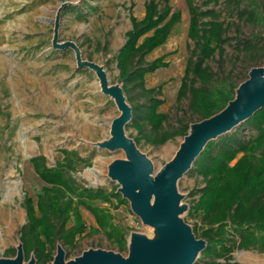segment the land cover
Wrapping results in <instances>:
<instances>
[{
	"label": "rangeland",
	"instance_id": "1",
	"mask_svg": "<svg viewBox=\"0 0 264 264\" xmlns=\"http://www.w3.org/2000/svg\"><path fill=\"white\" fill-rule=\"evenodd\" d=\"M149 1L0 0V258H9L5 254L17 247L20 230L28 219V207L34 222L40 221L39 194L45 195L46 189L49 195L55 194L54 187L41 177L42 166L60 169L64 151H75L87 162H77L69 171L73 181L85 188H103L109 193L118 185L107 176L108 166L115 160L125 159L121 150L108 151L94 146L110 138L112 119L119 112L114 102L100 93L98 79L93 72H77L71 50L51 47L58 9L64 5L59 13L58 43L74 42L83 59L104 68L110 84L122 86L116 57L132 28L130 17L138 21L143 19L145 5ZM154 1L160 3L161 0ZM224 1L219 0V4ZM252 1L248 0L253 4ZM91 5L97 7L95 12L87 10ZM169 5L172 11L179 13V21L173 25L166 40L144 57L145 66L156 60L164 64L147 73L144 83L147 89L160 88L157 97L162 104L158 112L167 114L164 129L168 131L179 126V119L190 122L189 125L194 123L187 110V102L184 101L181 107L176 104V94L189 54L188 45L192 47L187 39L189 15L186 0H169ZM68 7H79L84 18L78 19L76 11L66 12ZM222 17L227 21L231 19L225 12ZM252 32L264 37V28L245 24L241 25L239 33L232 28L230 36L243 39ZM151 33L143 35L138 43ZM225 54L223 70L219 68L217 57L211 60V67L224 74L230 72L231 79L239 81L246 58L236 57V52L229 46ZM138 101L142 103L145 100L141 97ZM124 133L132 140L137 137V131L132 127L124 128ZM249 133L246 132L247 135ZM182 141L183 138L177 136L157 146L142 139L135 144L152 163L155 175L173 159ZM240 157L242 154L229 166H234ZM40 162L43 165H39ZM203 186L200 175L185 173L176 184L182 196L181 204L189 207L198 198L191 192ZM118 201L112 198V204L103 201L101 206L110 209L113 223L126 231V239L131 232L152 237L153 229L141 224L131 212L129 203ZM70 213L67 227L75 223L76 213L87 229L97 227L92 215L81 205ZM187 213L188 210L182 217L192 226L198 221L199 214L190 218ZM38 224L40 240H43L44 226L41 221ZM92 248L114 251L102 232L85 233L76 239L74 247H63L65 260ZM231 256L239 264H264V252L254 249H234Z\"/></svg>",
	"mask_w": 264,
	"mask_h": 264
},
{
	"label": "trees",
	"instance_id": "2",
	"mask_svg": "<svg viewBox=\"0 0 264 264\" xmlns=\"http://www.w3.org/2000/svg\"><path fill=\"white\" fill-rule=\"evenodd\" d=\"M252 3L225 0L220 5L219 0H186L189 15L187 39L192 47L188 45L189 54L176 104L181 107L184 101L187 102L194 123L221 111L234 98L238 85L247 79L249 70L264 63V37L258 32L243 39L230 36V30L234 28L239 33L242 24L264 28V1L253 0ZM96 9L92 5L87 7L94 12ZM65 11H76L78 19L84 18L79 7H68ZM223 12L231 19L227 21L222 17ZM179 18V13L172 11L169 0L160 3L150 0L145 5L143 19L138 21L130 17L132 28L118 51L119 79L123 83L126 101L132 108V120L125 128L136 129L134 141L137 144L142 139L157 146L174 137L187 135L190 122L181 119L176 129H164L167 114L158 112L162 104L157 97L160 88L147 89L144 83L147 73L164 66L161 60L145 66V55L166 40ZM150 31L152 33L138 43ZM227 46L236 52V57L246 58L239 81L231 79L230 72L214 71L210 65L217 57L219 68L223 70ZM77 72L83 73L86 69ZM141 97L145 100L142 103L138 101ZM247 131H250L249 135ZM64 152L60 169L42 166L40 171L42 179L54 187L55 194L49 195L46 189L45 195L39 194L37 201L44 226L43 240H40V221L34 222L28 207V219L19 238L25 261L33 254L36 264H49L58 242L63 247H74L81 235L97 232L104 234L114 251L126 255L127 233L113 223L110 209L101 204L103 201L112 204V198L119 200L118 203L127 201L116 192L117 187L108 193L103 188H85L76 184L69 171L75 168V163L87 160L81 159L75 151ZM240 154L242 157L230 167L229 164ZM189 172L200 175L204 181L203 187L191 192L198 198L190 204L187 213L190 218L199 214L198 221L192 224L193 233L206 241V247L194 264H239L231 256L234 249L264 252V107L230 132L209 141ZM28 202L30 204V199ZM76 205H81L92 215L96 228L87 229L78 213L75 214V223L67 227L70 212L77 208ZM5 256L14 257L15 249Z\"/></svg>",
	"mask_w": 264,
	"mask_h": 264
},
{
	"label": "water",
	"instance_id": "3",
	"mask_svg": "<svg viewBox=\"0 0 264 264\" xmlns=\"http://www.w3.org/2000/svg\"><path fill=\"white\" fill-rule=\"evenodd\" d=\"M62 7L64 5L55 17L51 47L71 50L76 68L93 72L98 79L100 93L114 102L119 114L112 119L110 138L94 146L108 151H123L125 159L113 161L108 166L107 176L118 185L116 192L129 203L134 216L142 225L152 228L154 234L149 238L131 232L126 255L92 248L65 260L63 247L57 243L49 264H194L206 247V241L197 238L192 226L182 217L189 207L181 204L177 181L191 169L209 141L230 132L264 107V63L249 70L247 79L238 85L234 98L221 111L189 125L173 159L154 175L152 163L138 150L135 141L124 133L125 126L132 120V108L126 101L122 86L110 84L104 68L83 59L80 48L74 42L58 43ZM0 264H36V260L31 254L25 261L19 241L15 256L0 258Z\"/></svg>",
	"mask_w": 264,
	"mask_h": 264
}]
</instances>
